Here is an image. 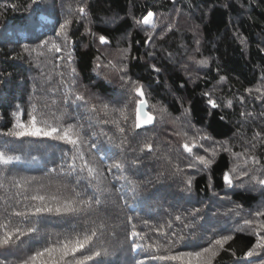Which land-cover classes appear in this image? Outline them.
Masks as SVG:
<instances>
[{
  "label": "trees",
  "instance_id": "obj_1",
  "mask_svg": "<svg viewBox=\"0 0 264 264\" xmlns=\"http://www.w3.org/2000/svg\"><path fill=\"white\" fill-rule=\"evenodd\" d=\"M117 51L124 75L107 71ZM130 81L229 145L191 181L202 206L175 199L159 162L130 159L116 134ZM259 101L264 0H0V264H149V244L160 264H199L187 248L222 236L210 264H264L247 224L235 230L208 204L235 157L262 144ZM223 200L256 211L264 230V192ZM136 221L152 229L141 245Z\"/></svg>",
  "mask_w": 264,
  "mask_h": 264
},
{
  "label": "rangeland",
  "instance_id": "obj_2",
  "mask_svg": "<svg viewBox=\"0 0 264 264\" xmlns=\"http://www.w3.org/2000/svg\"><path fill=\"white\" fill-rule=\"evenodd\" d=\"M41 18L45 20L49 19L45 16H41ZM151 21V14L143 19V22L146 24H150ZM123 53L121 51L111 53L107 68L108 72H110L111 69V73L114 75L120 73L121 75L125 74L123 69L126 65L122 63L124 62V60H122ZM136 86L137 84L135 82L130 81L128 85L130 93L126 90V94L119 97V100L121 101V103H119L121 109V126L116 127L118 129V131H116L117 136H121V134L124 136L130 149V159L134 160L135 165L144 163V161L145 163L155 161L160 163L162 171L166 172L164 176L167 178L164 183H168V185L174 187V189L175 187L177 188L176 191L178 194L175 199H178L179 202L181 200L184 204L196 205L198 207L202 206L201 198L196 197L193 192L191 181L196 174H206L208 162L215 157L219 149L229 150V145L224 144V142H215L209 138L206 139V134L201 129L197 131L198 129L190 126L187 122L188 119L186 113L179 116L169 114L164 108L161 97L159 96V98L155 99L156 95L148 88V86L144 87V92L149 108L151 106L150 113L155 117L154 124L143 130H136L135 121H132L134 118L136 102L138 101V97L134 94V91L137 88ZM215 102H219V100L212 99V103ZM241 102L243 108V105H246V102L243 99ZM257 103V106H259L260 109H264V106H261L264 105L261 101ZM126 111H128V113H126ZM252 112L246 115L248 119L257 118L255 111ZM239 122L243 124L244 119L241 118ZM162 135L168 137L170 143H165ZM197 139L198 142L195 143L197 144L196 148L194 147L193 141H197ZM145 140L146 142L144 143ZM171 141L176 143V146L174 144L175 147H177V144L179 145L181 142H184L183 145L185 149L179 152L178 149L171 148ZM263 145L264 139L262 144L257 147L255 145V149L251 151L252 153L250 155H246L244 152L237 155L232 162L230 170L225 174L227 189L223 192H216L211 189L210 197L208 199V204L214 208L213 214L224 215L227 224L235 230L247 224V226H245V231L255 233L259 247L264 246V230L259 223L257 216L258 213L256 211L245 212V209L241 208L240 204L236 205L234 203L224 202L223 197L227 198L228 194L236 189H242L254 193L259 192V194L264 192V188L261 187V185H263L262 181H264V150L261 148ZM149 148H151V150H149ZM186 151L191 154H188ZM261 158L262 160L260 161ZM153 167L154 166L152 165V169H150L152 175H150V177L157 175V170ZM178 171L182 172L181 176L183 173L185 174L182 177H179ZM131 178L136 181L133 175H131ZM136 182L140 183L141 179ZM120 186L125 188V192L127 189V182L121 180ZM64 188L63 193L64 191L69 190L67 187ZM135 227L139 231L141 237L137 243H139L138 245H141L145 242L147 234L152 229L148 226V223L139 224L137 221L135 222ZM222 239L223 236L222 238H219V240L216 239L207 244L200 243L194 245L193 248H187L189 250L186 251L187 256L197 260L199 264H210L211 258L222 244ZM215 241L217 242L215 243ZM176 244L177 243L175 242V245ZM171 249L172 248H170V250ZM149 250V264H153V262L160 264L162 257L157 255L156 251L150 246V244ZM117 252L119 253L118 257L126 255L122 250H117ZM194 263L195 262H193V264ZM124 264L126 263L124 262Z\"/></svg>",
  "mask_w": 264,
  "mask_h": 264
},
{
  "label": "water",
  "instance_id": "obj_3",
  "mask_svg": "<svg viewBox=\"0 0 264 264\" xmlns=\"http://www.w3.org/2000/svg\"><path fill=\"white\" fill-rule=\"evenodd\" d=\"M135 94L138 97L135 108V128L136 130H142L151 127L154 124L155 117L148 112V103L141 87L136 90Z\"/></svg>",
  "mask_w": 264,
  "mask_h": 264
}]
</instances>
